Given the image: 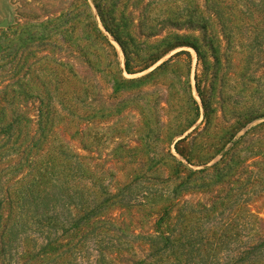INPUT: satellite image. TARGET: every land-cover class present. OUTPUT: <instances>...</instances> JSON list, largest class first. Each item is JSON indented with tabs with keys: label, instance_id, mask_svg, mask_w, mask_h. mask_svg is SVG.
I'll list each match as a JSON object with an SVG mask.
<instances>
[{
	"label": "trees",
	"instance_id": "trees-1",
	"mask_svg": "<svg viewBox=\"0 0 264 264\" xmlns=\"http://www.w3.org/2000/svg\"><path fill=\"white\" fill-rule=\"evenodd\" d=\"M70 2L69 9L54 15L0 23V221L3 214L10 216L17 209V219L11 216L13 223L3 228L15 242L26 241L34 230L35 264L77 263L93 254L97 264H112L107 247L117 246L121 251L131 243L126 239L129 234L124 219L113 216L115 209H152L154 199L168 197V193L177 201L180 190L191 185L195 175L214 172L217 182L239 164L232 154L237 146L219 162L198 171L181 158L191 165L208 164L255 118L256 108H251L247 121L236 119L228 129L220 122L214 99L222 58L215 41L221 35L219 39L231 45L242 32V23L251 39L245 41V47L252 49L255 42L260 45L264 39V0ZM186 47L193 48L198 57L194 85L193 58ZM35 48L41 50L38 55ZM173 51L177 52L153 70L135 77ZM182 58L188 59L190 107L174 115L168 99L166 115L156 114L154 121L145 115L138 145L117 143L114 161L142 157L150 166L112 192L105 179L87 167L86 156L62 139L60 127L70 139L91 136L89 128L134 108V93L162 84L164 73L172 67V74H176L174 66ZM79 60L87 72L80 69ZM37 64L44 69L35 71ZM239 77L245 80L246 70ZM103 82L108 92L102 108ZM194 89L204 109L202 127L196 126L201 105ZM117 106L121 107L114 113L112 108ZM140 110L142 114L141 106ZM202 137L205 140L200 141ZM210 138L215 142L208 143ZM212 149L214 156L194 159L195 152ZM157 184H165L162 191ZM163 213L155 219L157 233L146 237L152 252L134 264H168L170 255L175 258L171 264H244L243 254H232L241 242L232 223L221 221L216 224L219 228L207 230L176 222L171 231H164L165 225L171 226L172 217ZM110 231L123 234L112 235ZM92 243L94 247H90ZM6 250L8 247H0V254Z\"/></svg>",
	"mask_w": 264,
	"mask_h": 264
},
{
	"label": "rangeland",
	"instance_id": "rangeland-1",
	"mask_svg": "<svg viewBox=\"0 0 264 264\" xmlns=\"http://www.w3.org/2000/svg\"><path fill=\"white\" fill-rule=\"evenodd\" d=\"M70 1L0 0V23L3 22L6 25L16 18L22 17L23 20L29 21L34 20L39 15H54L57 11L61 12L69 9ZM239 26L242 28V32L239 33L238 39L233 40L231 45L226 41H221L219 39V37L223 38L221 35L217 36V41H215L222 58L220 65L222 70L220 71V78L215 82L217 90L214 105L219 108L221 118L219 120L226 129L230 127L231 123L237 122L238 119L243 122L247 121L250 116H247L246 113L251 108H256L255 118L244 127L236 138L227 143L225 148L208 164L197 165V162H195L196 164L191 165L186 159L181 158L189 168L198 171L219 162L233 147L237 146L232 154L239 164L235 165L229 176L218 179L217 182L214 181V172L195 175L192 184L180 190L177 201L174 199V195L168 193V195L166 194L168 197L155 198L152 209L141 207L115 209L113 216L124 219L129 234L126 239L131 243L127 249H121V251L117 250V246L106 248L107 257L112 264H134L135 261L146 258L152 252L153 249H149L146 237L157 233L159 228L155 225V219H158V214L161 211H164L165 216L172 217L171 226H169V223L165 225L164 231H171L176 222L178 224L184 222L189 226L194 224L195 227L199 226L207 230L219 228L220 226L217 227L216 224L221 221L222 223H232L234 231H238L241 241L239 245L234 246L232 254H243L244 264H264V119H262L264 117V39L259 41L260 45L255 42L252 49L246 48L245 41L248 42L251 39H249V35L247 36L248 30L244 28L245 26L242 23ZM217 34H219V27L217 28ZM116 46L120 52L121 61L124 63L121 48L117 43ZM186 49L190 51L193 58L191 81L194 85L198 57L193 48L186 47ZM39 51H41L40 48H35V55H38ZM177 51H173L154 67L135 75V77L150 72ZM58 52L63 54L60 49ZM180 60L177 63L178 65L174 66V68H178L176 74H172V71H175L172 67L164 73L165 80L162 81V84L149 85L145 90L134 93L132 96L133 99L135 98L134 108L122 114L119 113L121 115L112 119L102 120L95 126L93 125L92 129H88L91 136L79 140L70 139L69 135L64 133L62 127H60L59 131L62 139L86 156L87 167L100 174L102 179H105L106 186L112 192L116 191L117 187L122 188L125 180L127 181L128 178L130 179L143 169L147 170L150 166V164L143 162L142 157L114 161L113 149L117 146V143L122 142L130 146L138 145L140 136L145 130V115L148 119L150 118V121L156 119V114L166 115V108L168 107L166 102L168 99L172 101L173 108L171 112L174 115H181L190 107L191 100L186 84L188 59L182 58ZM78 66L83 72L88 71L81 60H79ZM43 67L41 64H37L35 71ZM199 68L202 69V66ZM245 70L247 78L243 80L239 76L245 73ZM248 80L249 82L245 85V81ZM101 90V94L104 96L101 101V107L103 108L105 106L103 105L105 96L108 92L104 82ZM193 94L201 105V99L196 89H194ZM140 106L143 110L142 114ZM119 107L112 108V111L116 113ZM200 107L201 116L196 126L200 125L202 127L204 126V109L202 105ZM102 113L106 114L107 112L102 111ZM114 113L113 115H116ZM114 128H122L123 131ZM219 131L225 130L219 129ZM247 131H249L248 134H246ZM71 133L72 131H70ZM95 134H97V137ZM243 135H245L244 141L238 144ZM118 136L122 138H117ZM202 140L205 139L202 137L200 141ZM208 141V143H214L215 139L210 138ZM173 152L176 153L175 150ZM195 153L196 158L194 159H198L199 156L203 157L202 159H208L215 155V150ZM110 174L113 176H110ZM157 187L162 191L165 184H157ZM164 189L165 191L168 190V188ZM6 214H3V219L0 221V247H8V250L2 255L0 254V264H35L34 230L26 241H13L12 237L9 238L8 231H4L3 227L4 225L10 226L13 223L12 219L11 221L9 219L11 216V218H14L13 220L17 219V209H14V213H10V216ZM110 234L122 235L123 233L121 231H110ZM136 235H140V238H136ZM114 237L116 238V236ZM90 247H94V243L90 244ZM180 259L183 262L185 261L184 256H181ZM167 261L168 264H171L175 261L174 256L170 255ZM70 264L97 263L95 254H93L89 260L82 257L77 263L73 261Z\"/></svg>",
	"mask_w": 264,
	"mask_h": 264
},
{
	"label": "water",
	"instance_id": "water-1",
	"mask_svg": "<svg viewBox=\"0 0 264 264\" xmlns=\"http://www.w3.org/2000/svg\"><path fill=\"white\" fill-rule=\"evenodd\" d=\"M262 119H264V117H262Z\"/></svg>",
	"mask_w": 264,
	"mask_h": 264
}]
</instances>
